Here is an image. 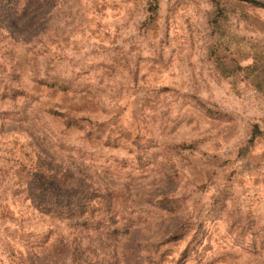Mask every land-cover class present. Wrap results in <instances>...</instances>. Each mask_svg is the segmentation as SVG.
I'll return each mask as SVG.
<instances>
[{
    "label": "rangeland",
    "instance_id": "obj_1",
    "mask_svg": "<svg viewBox=\"0 0 264 264\" xmlns=\"http://www.w3.org/2000/svg\"><path fill=\"white\" fill-rule=\"evenodd\" d=\"M253 1L0 0V264H264Z\"/></svg>",
    "mask_w": 264,
    "mask_h": 264
},
{
    "label": "trees",
    "instance_id": "obj_2",
    "mask_svg": "<svg viewBox=\"0 0 264 264\" xmlns=\"http://www.w3.org/2000/svg\"><path fill=\"white\" fill-rule=\"evenodd\" d=\"M149 1L153 5V6H151V10H152L153 14H156L159 0H149ZM53 206L51 207V210L49 211V213L56 214V216L60 215V214H66L67 218L72 217V215H73L72 212L74 210L70 209L71 206H68L66 208L63 207L62 209L58 204H53Z\"/></svg>",
    "mask_w": 264,
    "mask_h": 264
},
{
    "label": "water",
    "instance_id": "obj_3",
    "mask_svg": "<svg viewBox=\"0 0 264 264\" xmlns=\"http://www.w3.org/2000/svg\"><path fill=\"white\" fill-rule=\"evenodd\" d=\"M244 1H248V2H254V3H256V4H259L258 2H256V1H253V0H244ZM263 6V5H262Z\"/></svg>",
    "mask_w": 264,
    "mask_h": 264
}]
</instances>
